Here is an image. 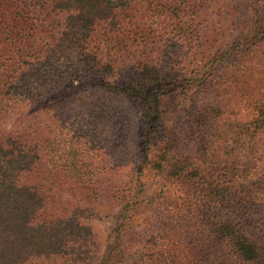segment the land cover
Instances as JSON below:
<instances>
[{"label":"trees","instance_id":"obj_1","mask_svg":"<svg viewBox=\"0 0 264 264\" xmlns=\"http://www.w3.org/2000/svg\"><path fill=\"white\" fill-rule=\"evenodd\" d=\"M263 45L264 0H0V264H264Z\"/></svg>","mask_w":264,"mask_h":264},{"label":"rangeland","instance_id":"obj_2","mask_svg":"<svg viewBox=\"0 0 264 264\" xmlns=\"http://www.w3.org/2000/svg\"><path fill=\"white\" fill-rule=\"evenodd\" d=\"M264 47V45H263ZM264 59V49L260 47V49L255 53V61L259 65V63L263 62ZM111 102L113 104L120 108L123 114V122L126 123L130 129V133L132 136V139H134V146L137 144L139 140V128L141 126V115L138 109L135 106H132L131 103L126 101L125 99H121V97L117 96H112L111 97ZM13 118V115L7 119V121L10 123L11 119ZM242 118L244 119H250V114L245 113L242 115ZM257 144L255 146L245 143L244 146L247 147V150L244 151V154H246L247 158L248 156H251L254 159V155H259L260 157H263L264 159V136L261 137L260 139H257ZM257 151V153H255ZM245 161H247L246 158H244ZM218 160L217 161H211L210 166L208 168L209 174L212 173L211 171L217 166ZM192 189V194L190 197V203L192 201H195V199L201 195V188H199L197 191L193 189L194 187H190ZM194 203V202H192ZM195 204V203H194ZM107 213V212H106ZM107 215V216H103ZM100 216H97L95 219L96 223V228L98 229V235H100V239H104L107 230L111 228L113 225V220H112V215L109 214H103ZM208 254L211 255L212 252L208 251Z\"/></svg>","mask_w":264,"mask_h":264}]
</instances>
